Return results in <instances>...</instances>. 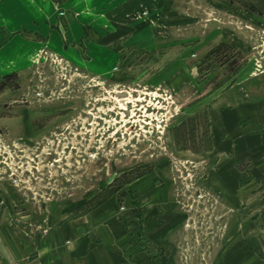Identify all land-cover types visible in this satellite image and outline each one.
<instances>
[{"label":"rangeland","instance_id":"374dc122","mask_svg":"<svg viewBox=\"0 0 264 264\" xmlns=\"http://www.w3.org/2000/svg\"><path fill=\"white\" fill-rule=\"evenodd\" d=\"M62 1L89 54L0 26V264H264V0Z\"/></svg>","mask_w":264,"mask_h":264},{"label":"crops","instance_id":"0c3cea01","mask_svg":"<svg viewBox=\"0 0 264 264\" xmlns=\"http://www.w3.org/2000/svg\"><path fill=\"white\" fill-rule=\"evenodd\" d=\"M26 1L29 0H2L4 16L0 21V26H4L9 33H19V30L26 32L19 33V35H15L13 37H8V43L2 50H6L5 53L9 55V58L15 55V53L12 52L14 48L20 45L18 43H21L23 47H38V39H40L42 37L41 35H43L44 33H46L50 37V39L55 38V41L59 43L62 50H73L77 52V50H79V48H81L82 46V48L84 49L85 45L87 46V48H85L84 51L89 54L92 48H98L99 45H97L98 41L96 40V37L98 35L96 32V28L93 26L92 22L87 19L84 21L78 20L74 16V11H71V9H69L67 12L68 22L65 25V32L67 34L66 39L62 38L64 27L58 24L57 17H53L47 22L49 23L46 26L47 28L38 27V15L36 14L31 16V20L29 21L28 25L27 22H23L22 24L19 22L21 25L18 26L19 24H16L15 18L13 16L14 13L16 14V12L18 15L23 16L22 11L25 9ZM35 2H38V0H35ZM75 2L76 0H63L61 5L71 6L74 8V5H76ZM14 26L16 27L14 28ZM113 54L116 55V53L114 52ZM20 57H22V54H20ZM89 60L90 62H92L90 57ZM152 234L156 235L154 236V238H161L158 236V233L156 234V230L153 231ZM90 245L91 247H94L93 244ZM85 246H87V244ZM95 246L101 250V254H105L104 257L101 254H99V257L95 254L90 257L92 261L97 260V264H132L134 259L136 258L132 253L128 256H123V254H120L117 251H113V247L115 248L114 244H95ZM93 249L95 250V248ZM85 259L86 258H84V260Z\"/></svg>","mask_w":264,"mask_h":264}]
</instances>
